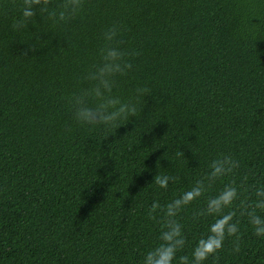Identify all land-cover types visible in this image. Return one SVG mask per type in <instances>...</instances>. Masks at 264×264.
<instances>
[{"label":"trees","instance_id":"1","mask_svg":"<svg viewBox=\"0 0 264 264\" xmlns=\"http://www.w3.org/2000/svg\"><path fill=\"white\" fill-rule=\"evenodd\" d=\"M70 2L47 0L55 16L37 10L14 29L23 0H0V264H141L160 232L151 204L213 159L238 167L206 195L235 181L250 201L264 181V0H80L60 19ZM111 27L132 64L114 91L146 94L118 126L80 123L72 97ZM156 174L175 179L160 188ZM204 203L178 214L189 242L206 229ZM234 207L239 237L204 264H264V236Z\"/></svg>","mask_w":264,"mask_h":264},{"label":"clouds","instance_id":"2","mask_svg":"<svg viewBox=\"0 0 264 264\" xmlns=\"http://www.w3.org/2000/svg\"><path fill=\"white\" fill-rule=\"evenodd\" d=\"M80 7V0H71L58 13L63 19L67 14ZM37 10L43 16H55L49 11L47 0H23L18 5V15L12 27L21 29L35 17ZM117 35V29L111 27L103 33L104 46L99 49V62L86 73L84 79L88 86L82 88L72 97L73 116L80 123L89 125H103L111 127L120 125L122 119L127 121L135 116L138 110L137 100L146 92L137 87L127 99L117 94L118 77L124 76L132 64L127 60L126 53L120 47L112 44ZM117 128V127H116ZM110 133V132H109ZM209 171L195 180L191 187L181 191L173 199L160 205L154 201L149 208V215L160 209L162 212L158 243L145 252L141 264H204L209 256L223 247L226 237L240 235V223L236 219L235 203L240 201V214L246 215L248 223L258 236H264V215L257 209L264 210V181H258L254 186V199L245 201L240 199L239 185L235 181L224 183L213 195H206L212 184L221 177L227 176L238 167V161L230 155H222L213 159ZM170 179L167 174L155 175L154 181L160 188H167ZM205 197L204 207L199 209L197 216L207 218L205 231L189 242L184 227L178 219V214L192 201ZM191 243L189 255H179ZM236 250L239 244H236Z\"/></svg>","mask_w":264,"mask_h":264}]
</instances>
